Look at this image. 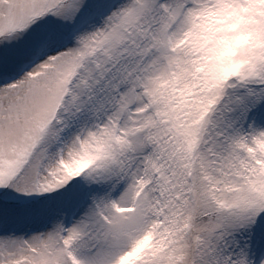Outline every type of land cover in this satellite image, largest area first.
<instances>
[{
  "label": "snow or ice",
  "instance_id": "1",
  "mask_svg": "<svg viewBox=\"0 0 264 264\" xmlns=\"http://www.w3.org/2000/svg\"><path fill=\"white\" fill-rule=\"evenodd\" d=\"M0 264H264V0H0Z\"/></svg>",
  "mask_w": 264,
  "mask_h": 264
}]
</instances>
